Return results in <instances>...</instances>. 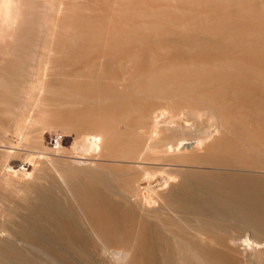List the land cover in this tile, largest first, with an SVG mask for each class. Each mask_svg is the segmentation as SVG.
I'll use <instances>...</instances> for the list:
<instances>
[{
	"label": "bare ground",
	"instance_id": "bare-ground-1",
	"mask_svg": "<svg viewBox=\"0 0 264 264\" xmlns=\"http://www.w3.org/2000/svg\"><path fill=\"white\" fill-rule=\"evenodd\" d=\"M0 198V264H230L264 234V0H0Z\"/></svg>",
	"mask_w": 264,
	"mask_h": 264
},
{
	"label": "rangeland",
	"instance_id": "rangeland-1",
	"mask_svg": "<svg viewBox=\"0 0 264 264\" xmlns=\"http://www.w3.org/2000/svg\"><path fill=\"white\" fill-rule=\"evenodd\" d=\"M13 134V133H12ZM12 134H8V138L10 137L11 138V140L12 139H14V140H16V141H18V138L16 137V135L15 134H13V135H15V137L12 135ZM10 135V136H9ZM58 137H61V139H60V142L59 143H54V139L55 138H58ZM20 140V139H19ZM43 142H42V141ZM41 140H40V142H41V144H42V146H44L45 148H44V151L45 152H47L46 154V156H49V153H51V152H49V151H52V154H54V149L56 148V149H58V147L60 148V147H62V148H64L65 149V151H69V150H67L68 148H71L73 145H74V143H75V141H76V136H75V132H74V129L72 128V126H70V125H67V124H59V125H55V126H49V125H46V126H44V128H43V131H42V137H41ZM46 148H48V149H46ZM49 152V153H48ZM45 155V154H44ZM51 155V154H50ZM57 156V155H56ZM46 164V163H45ZM49 165H50V163H49ZM49 165H47V171L49 172L50 170H52V169H50V167H51V165H50V167H49ZM50 170H49V169ZM46 171V173H48ZM50 173H51V171H50ZM52 173H53V170H52ZM54 174V173H53ZM52 174V175H53ZM47 176H50V174H48ZM52 177V176H51ZM2 200V201H1ZM4 201V202H3ZM8 202V203H7ZM0 212L3 214L2 215V217H8V214L11 212V214L10 215H12V210H13V204L9 201V200H4V199H2V198H0ZM6 210V211H5ZM9 210H11V211H9ZM17 211V210H16ZM24 211V212H23ZM21 210V211H19V213L18 214H20L21 216L25 213V210ZM4 212H5V214L7 213V212H9L8 214H6V215H4ZM1 215V214H0ZM1 217V216H0ZM1 217V218H2ZM11 217V216H10ZM11 219V218H10ZM21 218H19L18 217V221L20 220ZM16 220H17V217H16ZM239 230L243 233V234H241V232H239ZM238 230V232H237V234H236V231L237 230H231V232H233V234L234 235H236V241H235V244H239L240 243V246L238 247V246H234V248L231 250V252H230V254H229V256H228V261H229V263L230 264H233L234 262H236V263H234V264H237V262H239L238 264H244V261H245V264H251V263H253V264H260V260L259 259H257L256 257L259 255V250L260 249H262L263 248V250H264V246L263 247H261V245H264L263 243V241H264V234H261V233H258L256 230H253V229H250V228H245V227H243L242 229H239ZM247 231H248V234H246L247 233ZM256 231V232H255ZM240 233V234H239ZM253 233V234H252ZM248 235V237L246 236V235ZM242 235V236H241ZM247 237V238H246ZM242 238H246L245 239V241H244V239H242ZM251 238V239H250ZM239 239H242V241H240ZM253 240L252 242L250 241V240ZM259 240H263L262 241V243H260V242H258ZM248 242H249V244H248ZM250 242H251V245H250ZM253 242H254V245H253ZM258 242V244H261V245H256L255 243H257ZM243 244H244V246H246V247H248L247 249H246V247L244 248V246H243ZM246 244V245H245ZM248 245V246H247ZM250 246H254V248H252V247H250ZM257 246V247H256ZM259 246V247H258ZM256 247V248H255ZM241 248L242 249H246V250H243L244 251V253L245 254H243L242 253V250H241ZM258 248H260V249H258ZM252 249V250H251ZM253 251L252 252V255H253V257H252V260H251V252L249 253L248 251ZM246 251V252H245ZM258 251V252H257ZM247 252H248V254H249V256L247 255ZM255 254H257V255H255ZM251 255V256H250ZM249 257V259H248V257ZM243 257H246V258H243ZM234 258V259H233ZM244 259V260H243ZM261 259H263L264 260V257H262ZM256 262V263H255ZM261 262L264 264V262L261 260Z\"/></svg>",
	"mask_w": 264,
	"mask_h": 264
},
{
	"label": "built area",
	"instance_id": "built-area-1",
	"mask_svg": "<svg viewBox=\"0 0 264 264\" xmlns=\"http://www.w3.org/2000/svg\"><path fill=\"white\" fill-rule=\"evenodd\" d=\"M60 139H61V137L55 138L54 139V143H59L60 142Z\"/></svg>",
	"mask_w": 264,
	"mask_h": 264
}]
</instances>
